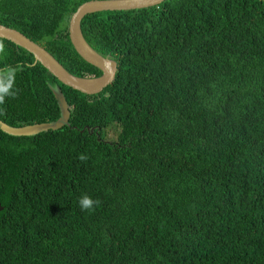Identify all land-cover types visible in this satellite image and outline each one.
Returning a JSON list of instances; mask_svg holds the SVG:
<instances>
[{
    "label": "trees",
    "instance_id": "1",
    "mask_svg": "<svg viewBox=\"0 0 264 264\" xmlns=\"http://www.w3.org/2000/svg\"><path fill=\"white\" fill-rule=\"evenodd\" d=\"M87 1L0 0V25L98 77L68 38ZM81 31L117 66L94 95L0 39L18 93L0 121L57 120L54 85L70 111L56 131L0 130V264H264V0H166Z\"/></svg>",
    "mask_w": 264,
    "mask_h": 264
},
{
    "label": "water",
    "instance_id": "2",
    "mask_svg": "<svg viewBox=\"0 0 264 264\" xmlns=\"http://www.w3.org/2000/svg\"><path fill=\"white\" fill-rule=\"evenodd\" d=\"M164 1L166 0H89L78 6L68 23V38L75 52L86 63L101 71V75L98 77H78L69 73L48 51L13 28L0 25V39L7 40L29 52L34 59L32 65L39 63L61 84L83 94L94 95L100 93L114 81L117 66L110 55L102 56L86 42L81 31L82 19L89 14L103 11H130L156 7ZM8 71L0 72V79ZM51 91L59 108L60 114L57 120L21 127L9 126L0 121V130L12 137H31L48 131H56L65 125L69 126V105L61 88L54 85L51 87Z\"/></svg>",
    "mask_w": 264,
    "mask_h": 264
},
{
    "label": "clouds",
    "instance_id": "3",
    "mask_svg": "<svg viewBox=\"0 0 264 264\" xmlns=\"http://www.w3.org/2000/svg\"><path fill=\"white\" fill-rule=\"evenodd\" d=\"M5 51L4 46L0 44V53H3ZM4 70H0V72H3ZM14 82V73L12 70H9L7 74L4 76L3 79H0V105H3L5 103L6 97L15 98L17 96V91H10L12 89V85ZM81 161L87 160L88 157L85 155H81L79 157ZM101 202L97 200H93L91 197L87 195H83L78 199V204L80 207V210L82 212H93L96 207L99 206Z\"/></svg>",
    "mask_w": 264,
    "mask_h": 264
}]
</instances>
